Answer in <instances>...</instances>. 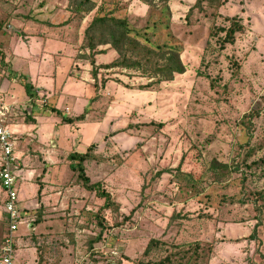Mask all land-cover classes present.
Returning a JSON list of instances; mask_svg holds the SVG:
<instances>
[{"label": "rangeland", "instance_id": "obj_1", "mask_svg": "<svg viewBox=\"0 0 264 264\" xmlns=\"http://www.w3.org/2000/svg\"><path fill=\"white\" fill-rule=\"evenodd\" d=\"M92 1L79 18L67 0H0V99L26 196L13 264H155L185 250L184 264L195 246L199 264H264V0H169L168 28L149 37L177 43L185 71L148 89L128 70L92 78L84 28L96 13L141 27L160 2ZM230 18L242 29L220 46ZM98 50L96 64L117 56ZM213 159L239 170L217 180ZM71 164L118 209L101 207ZM3 201L0 187V240ZM151 238L160 243L144 254Z\"/></svg>", "mask_w": 264, "mask_h": 264}, {"label": "trees", "instance_id": "obj_2", "mask_svg": "<svg viewBox=\"0 0 264 264\" xmlns=\"http://www.w3.org/2000/svg\"><path fill=\"white\" fill-rule=\"evenodd\" d=\"M141 1L151 6L155 5L153 3L154 0ZM158 1L160 2L158 18L153 19L151 22L147 19L146 24L141 27H135L130 24L126 17H117L112 14L96 13L91 18L87 26L84 28L83 47L88 51L86 58L89 59V62L92 65V78L96 79L98 70L101 68L128 70L133 71L142 77L148 78V81L145 84L138 86L140 89H148L154 85H158L162 81L172 80L174 74L183 73L185 71V66L180 58V47L177 43L167 41L156 42L149 37V32H154L160 28H168L169 0ZM202 1L203 0H195L193 6L201 7ZM67 2L72 15L79 18H83L84 14L89 13L95 7L92 0H67ZM163 16L166 19L165 21L162 19ZM241 29L242 25L234 18H230V24L227 27L222 26L217 29L224 32V35L220 38V46H223L225 43H232L234 41L235 32L240 31ZM100 45H108V48L114 50L117 56L108 63L96 64L95 55L104 52V50H98V46ZM23 85L26 93L30 97L34 96V93L30 91L29 84L24 82ZM88 150L85 153H74L71 155V159L77 160V163L81 164L87 156ZM259 161L264 164V157ZM71 167L80 171L79 175L83 180V186L86 189L95 191V194L98 197L103 198L101 207L110 208L112 210L118 209V204L111 198L109 192L102 188L99 182H90L88 176L83 173V167L81 165H78L77 167L76 165L71 164ZM208 170L211 171L218 180L223 176L229 175L233 171L239 170V165L234 161L231 163H221L213 159L208 165ZM256 195L263 198L264 188L263 190L258 191ZM229 200H232V197L229 198ZM252 236L254 237V231L252 232ZM159 243L160 242L155 238L149 239L143 253H149L152 248ZM195 248L198 247L195 246L193 249L194 251L192 250L191 254L188 252L189 256L187 258L189 260L192 258L191 261L184 264H190V262H193V264H199L197 261L198 252H196ZM186 254L187 252L185 250L170 252L163 259L155 262V264H177V260Z\"/></svg>", "mask_w": 264, "mask_h": 264}, {"label": "built area", "instance_id": "obj_3", "mask_svg": "<svg viewBox=\"0 0 264 264\" xmlns=\"http://www.w3.org/2000/svg\"><path fill=\"white\" fill-rule=\"evenodd\" d=\"M9 109V105L0 99V187L4 193L3 209L6 214V232L0 240V264H13L14 232L22 220V212L17 205L13 136L6 125Z\"/></svg>", "mask_w": 264, "mask_h": 264}, {"label": "crops", "instance_id": "obj_4", "mask_svg": "<svg viewBox=\"0 0 264 264\" xmlns=\"http://www.w3.org/2000/svg\"><path fill=\"white\" fill-rule=\"evenodd\" d=\"M27 184H29V182L27 183ZM29 186H30V184H29ZM20 191L21 190H19V187H17V193H18V200H17V205H18V203H19V200H20V194L24 197V198H26V196H25V192L23 191V193H20ZM30 200L28 199V202H29ZM30 202H32V201H30ZM21 210V209H20ZM6 220V219H5Z\"/></svg>", "mask_w": 264, "mask_h": 264}]
</instances>
